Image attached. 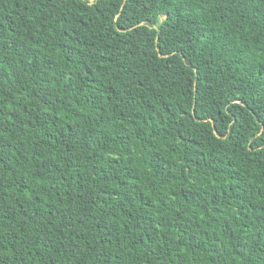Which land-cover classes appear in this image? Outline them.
I'll return each mask as SVG.
<instances>
[{
  "label": "trees",
  "instance_id": "16d2710c",
  "mask_svg": "<svg viewBox=\"0 0 264 264\" xmlns=\"http://www.w3.org/2000/svg\"><path fill=\"white\" fill-rule=\"evenodd\" d=\"M0 264H264V0H0Z\"/></svg>",
  "mask_w": 264,
  "mask_h": 264
}]
</instances>
